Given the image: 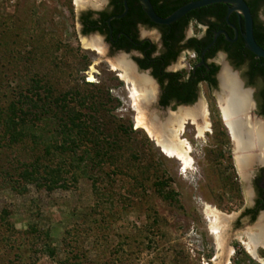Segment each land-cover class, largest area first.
<instances>
[{
	"label": "rangeland",
	"instance_id": "rangeland-1",
	"mask_svg": "<svg viewBox=\"0 0 264 264\" xmlns=\"http://www.w3.org/2000/svg\"><path fill=\"white\" fill-rule=\"evenodd\" d=\"M82 3L0 0V108L20 93L38 90L43 96L47 89L50 98L66 92L71 98L77 92L102 102L98 111H91L104 122L106 131L131 126L120 133L115 158L119 170L106 163L101 171H94L99 177L97 185L109 195L107 200L93 190L88 177H78L67 187L51 191L33 183L16 191L0 180V264H264V249L251 244L252 253L248 248L250 238L264 234V211L253 224L247 217L238 219L251 204L250 176L264 168V157L257 156H264V147L242 153L247 157L256 154L263 162L244 165L241 172L235 142L221 111L230 94L203 87L200 102L206 112L202 125H208L209 131L200 136L196 118L187 116L179 137L191 144L193 164L185 168L180 160L163 152L157 142L159 120L143 102L137 106L155 138L137 126L138 112L129 97V83L117 76L122 67L104 49L99 52L83 45L85 37L78 27ZM259 16L264 20L262 13ZM188 31L197 34L200 28L193 25ZM113 64L118 71L111 69ZM246 69L243 65L233 73L243 89L252 91L244 78ZM219 71H223L222 65ZM36 80L40 88L34 86ZM129 85L141 89L133 79ZM50 103L55 110L57 106ZM69 104L78 107L73 100ZM81 110L90 112L87 107ZM244 115L254 123L264 122L255 112ZM179 119L168 126L175 129ZM29 141L3 148L0 166L7 168L16 158L26 160L41 153L29 149ZM156 181L166 182L163 191L172 190L174 197L160 195ZM211 210L226 219L219 231L223 247L212 229ZM31 225L36 231L29 233ZM51 247L54 255L48 253Z\"/></svg>",
	"mask_w": 264,
	"mask_h": 264
},
{
	"label": "flooded vegetation",
	"instance_id": "flooded-vegetation-1",
	"mask_svg": "<svg viewBox=\"0 0 264 264\" xmlns=\"http://www.w3.org/2000/svg\"><path fill=\"white\" fill-rule=\"evenodd\" d=\"M149 1L154 12L161 17L171 14L174 10L168 11L177 2V0ZM190 1L193 0H186L180 6ZM228 7L229 5L227 9ZM79 8L78 27L82 36L88 40L97 41L107 56L121 66L123 71L127 66L120 61L125 58L130 67L135 70V72L132 70V73L136 74H131L129 81L122 78V73L117 72V76L119 75L129 84L133 79L141 89L149 92L150 98L155 97L154 106L150 104L149 112L162 115L161 112L171 113L178 107L185 109L197 105L204 109L205 107L200 102V96L204 92L203 87H206L208 91L210 89L219 90L218 73L221 65H226L230 74L243 65L247 66L246 72L248 70L247 63L237 65L225 48L224 40L232 47L239 36L242 37L244 31L241 29L239 32L235 24L231 22L237 33L228 24L229 30L225 26L212 29V39L208 40L210 39L208 24L199 21L195 14L189 13L190 11L170 24L162 25L150 20L140 0H90V2H83ZM231 14H234L240 25L242 18L239 19L238 14L234 12ZM211 20H214V16H211ZM193 25L200 28L197 34L188 31ZM230 30L232 37H230ZM221 31H225L230 40ZM220 36H223V41L220 40ZM88 47L91 46L88 45L85 48ZM217 57H220L219 63L216 62ZM211 65L218 66L214 74L216 83L212 86L204 79L205 75L210 72ZM118 68L113 69V65L111 66L114 71H118ZM126 69L129 72L130 69L128 67ZM139 76L145 77L150 83L138 79ZM244 78H246V84L253 88L250 93L255 109L253 112L264 119V114L261 113L263 100L259 97L264 83L263 81L251 83L246 73ZM174 80L176 84H172ZM129 84L128 90L132 87ZM144 101L142 102L149 106ZM252 174L250 176L253 194L251 204L244 208L238 216L239 220L247 217L250 224H253L259 213L264 211V168ZM263 235L260 232L252 235L255 246H260L262 249L264 246L259 244H264ZM254 255L257 256L256 253Z\"/></svg>",
	"mask_w": 264,
	"mask_h": 264
},
{
	"label": "trees",
	"instance_id": "trees-1",
	"mask_svg": "<svg viewBox=\"0 0 264 264\" xmlns=\"http://www.w3.org/2000/svg\"><path fill=\"white\" fill-rule=\"evenodd\" d=\"M245 1L253 18L254 38L264 48V20L259 16L260 13L264 16V0ZM184 2L186 0H177L168 12L175 10ZM227 6L226 3H213L189 12L195 14L199 21L208 24L210 35L208 40L212 39V29L222 26L230 29L225 20ZM211 16H214V20H211ZM229 21L235 24L239 32L244 29L243 21L241 20L239 25L234 14L229 16ZM232 35L231 31L230 37ZM220 40H224L223 36H220ZM224 43L237 65L247 63L246 74L250 82L264 83V58H257L245 48L241 36L232 47L225 40ZM217 70V65H211L210 72L205 75L204 79L210 86L216 83L214 74ZM174 83H177L176 80L172 81V84ZM34 86L41 87L38 80ZM37 91L31 94L20 93L16 100L0 108V151L3 148L11 149L16 143L26 142V139L30 140L28 148L33 152L41 150V153L35 152L32 158L26 160L16 158L7 168L0 166L1 182L16 191L24 188L27 183L51 191L67 187L78 177H88L92 181L93 190L96 193L101 192L104 200L109 199L107 191H102L97 185L99 177L95 176L94 171H101L106 163L114 165L115 169L119 170L115 161L117 151L120 149L119 137L128 129L131 130V126L122 130L120 129L122 126H119L116 130L106 131L104 122L91 111L93 109L98 111L97 107L102 106V102L89 99L88 96H79L77 92H75L77 96L71 98L69 92L50 98L51 92L48 89L43 96ZM259 97L263 100L261 113L264 114V85ZM108 98L110 99V96ZM70 100L75 101L78 107L70 106ZM51 101L57 106L55 110L51 107ZM87 101L89 105L86 104ZM81 107L89 108L91 113L83 112ZM66 172L69 173L68 177ZM165 184L166 182H154L156 191L164 198H173L172 190L163 191ZM34 231L36 227L31 225L28 232ZM48 253L54 255L55 248H49Z\"/></svg>",
	"mask_w": 264,
	"mask_h": 264
},
{
	"label": "bare ground",
	"instance_id": "bare-ground-1",
	"mask_svg": "<svg viewBox=\"0 0 264 264\" xmlns=\"http://www.w3.org/2000/svg\"><path fill=\"white\" fill-rule=\"evenodd\" d=\"M77 2H90V0H76ZM96 1V0H93ZM83 43L86 46H91L94 49L98 50L99 52H103V48L100 46V44L95 40H88L83 39ZM123 65H126L130 70L125 68V70L122 72L121 76L123 79L129 81L132 69L129 65V63L126 62L125 58H122L120 61ZM118 66L113 64V69H117ZM135 72V70H134ZM232 73V72H231ZM233 74V73H232ZM230 74L228 71L226 65L223 64V71L220 73V79L222 84H227L230 86V92L226 94H230L229 97L226 100V104L222 106V114L224 117V121L226 122V125L228 126L232 138L235 142V152H236V159L238 162V165L240 169L243 172V166L249 165L252 162H254L255 159H258L260 161L259 157H264L263 154L254 157H247L244 156L242 153L250 150V149H256L257 147H264V135L262 136V133L264 130V122L262 121H256L255 123L251 121V119H247L245 122L244 113L247 111L248 108V94L244 91H241L240 85L238 81L236 80L235 76ZM93 76V75H91ZM92 79V77L90 78ZM138 79L142 81H146L150 83L145 77L139 76ZM132 80V79H131ZM129 83V82H128ZM130 98L134 102V107L138 112V116L136 117V123L138 127H144L150 136L155 138L153 129L148 126L146 118L142 115V112L140 111L137 104L139 102H142L143 100H147V98H150L149 92L147 90H140L136 85L129 88ZM205 109V108H204ZM202 109L199 106L190 107L181 109L179 112L174 113V116L168 117V119H164L162 121V124H165L163 128H161V133L159 139H157V142L161 146L163 152L171 157V158H177L182 162L185 168H190L193 164V158L191 157L190 153L192 151L191 144L185 139H181L179 137V134L184 129V123L186 122V118L189 115H193L196 118L197 123L199 124V129L197 130L200 136H203L204 131H209V127L204 126L203 127V115L205 114L206 110ZM180 113L182 115H180ZM182 116L183 118H181ZM190 117V116H189ZM180 118V119H179ZM191 118V117H190ZM179 121V124L176 125L175 129L170 128L168 126L169 123H173L177 120ZM196 124V123H195ZM176 133L175 139L172 138V134ZM181 136V135H180ZM264 153V152H263ZM245 154V153H244ZM247 155V154H246ZM249 155V154H248ZM251 156V155H250ZM263 160V159H261ZM263 162V161H261ZM211 214L213 217H211L212 220V229L214 232L218 233V240L221 247L224 245V240L221 238V235L219 234L221 223H224V216L215 210H211ZM225 224V223H224ZM225 229V228H224ZM224 229H221L224 231ZM251 244H255L254 240L250 238L248 248L252 253L255 251L253 249V246ZM256 247V246H255ZM254 250V251H253Z\"/></svg>",
	"mask_w": 264,
	"mask_h": 264
},
{
	"label": "water",
	"instance_id": "water-1",
	"mask_svg": "<svg viewBox=\"0 0 264 264\" xmlns=\"http://www.w3.org/2000/svg\"><path fill=\"white\" fill-rule=\"evenodd\" d=\"M140 2L142 3L143 8H144L145 12L147 13V15L149 16L150 20L155 22V23L162 24V25L170 24L171 22L177 20L178 18H180L181 16H183L187 12L194 10L196 8L203 7V6L212 4V3H226L229 5V7L226 11V14H225V19H226L227 23L230 26H232L234 28L235 32L237 33L235 26L233 24H231L229 21V16L233 12L238 14V18L239 19L242 18V20H243L244 31L242 33V37L244 40L245 47L251 53H253L257 58H264V48L262 46H260L254 38L253 18H252V14L250 12L249 6L245 0H193V1L187 2L186 4L180 6L177 9H175L171 14H169L166 17H161V16L157 15L154 12L152 5H151L149 0H140ZM221 32L224 33L226 38L230 40L228 34L225 31H221ZM220 73L221 72L219 71V73H218L219 90L221 93H229L230 92V89H229L230 86L225 84V83L222 84L221 79H220ZM232 75L235 76L236 80L238 81L241 91H244L248 94V96H249L248 108H247L246 112L249 113L250 115H252L253 114V104H252V100L250 97L251 89H243L244 88L243 84L237 78L236 73H234ZM155 100H156L155 97L151 96V98H147V101L145 100V102H147L150 105V104H153ZM161 113H162V115H160V113L152 112V115L156 120H159L158 121L159 125L161 128H163L165 124L161 123L162 120L171 116V113H167V112H161ZM244 117L246 118V116H244ZM256 117H258V115H256ZM244 121L246 122L247 118ZM253 150L254 149H251V151H253ZM253 155L256 156V154H253ZM255 162L262 163L259 160H255L253 163H255Z\"/></svg>",
	"mask_w": 264,
	"mask_h": 264
}]
</instances>
